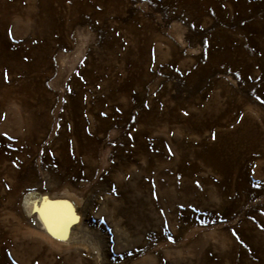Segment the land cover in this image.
<instances>
[{"label": "rangeland", "instance_id": "rangeland-1", "mask_svg": "<svg viewBox=\"0 0 264 264\" xmlns=\"http://www.w3.org/2000/svg\"><path fill=\"white\" fill-rule=\"evenodd\" d=\"M0 264H264V0H0Z\"/></svg>", "mask_w": 264, "mask_h": 264}, {"label": "bare ground", "instance_id": "bare-ground-1", "mask_svg": "<svg viewBox=\"0 0 264 264\" xmlns=\"http://www.w3.org/2000/svg\"><path fill=\"white\" fill-rule=\"evenodd\" d=\"M36 200H34V196L32 194H28L26 199H25V202H24V209L27 213V215H30L32 216L33 214H35L36 216V221L41 225V229L43 230H47L49 231V225L47 224V222L45 221V219L43 218L44 215L42 216L39 212H36V213H33L32 212V209H33V206H34V202ZM70 213V211H69ZM62 216V215H61ZM65 216V215H64ZM58 218V217H57ZM70 218V217H69ZM62 219V218H61ZM59 220V219H58ZM48 221V220H47ZM71 221V220H70ZM63 223L65 224V222L63 221ZM63 224V225H64ZM62 226V225H61ZM78 226V225H77ZM64 228V227H63ZM68 232V231H67Z\"/></svg>", "mask_w": 264, "mask_h": 264}, {"label": "snow or ice", "instance_id": "snow-or-ice-1", "mask_svg": "<svg viewBox=\"0 0 264 264\" xmlns=\"http://www.w3.org/2000/svg\"><path fill=\"white\" fill-rule=\"evenodd\" d=\"M51 230V229H50Z\"/></svg>", "mask_w": 264, "mask_h": 264}]
</instances>
